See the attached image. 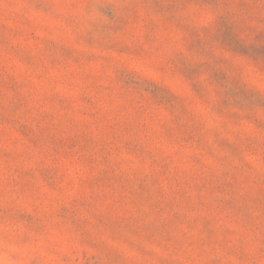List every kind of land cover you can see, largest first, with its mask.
I'll return each mask as SVG.
<instances>
[{
	"label": "rangeland",
	"instance_id": "374dc122",
	"mask_svg": "<svg viewBox=\"0 0 264 264\" xmlns=\"http://www.w3.org/2000/svg\"><path fill=\"white\" fill-rule=\"evenodd\" d=\"M0 264H264V0H0Z\"/></svg>",
	"mask_w": 264,
	"mask_h": 264
}]
</instances>
